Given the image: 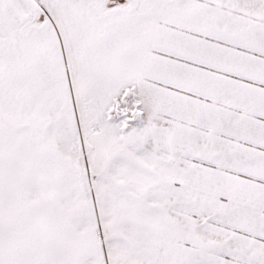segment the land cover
I'll return each mask as SVG.
<instances>
[{"label":"snow or ice","instance_id":"snow-or-ice-1","mask_svg":"<svg viewBox=\"0 0 264 264\" xmlns=\"http://www.w3.org/2000/svg\"><path fill=\"white\" fill-rule=\"evenodd\" d=\"M0 264H264V0H0Z\"/></svg>","mask_w":264,"mask_h":264}]
</instances>
